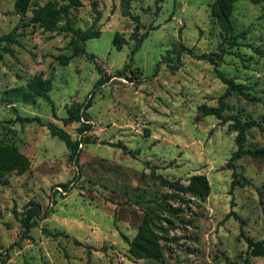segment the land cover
I'll return each instance as SVG.
<instances>
[{
	"label": "rangeland",
	"instance_id": "1",
	"mask_svg": "<svg viewBox=\"0 0 264 264\" xmlns=\"http://www.w3.org/2000/svg\"><path fill=\"white\" fill-rule=\"evenodd\" d=\"M214 1L133 0L137 35L147 37L131 57L135 23L121 14L119 0H81L71 19L75 29L100 31L85 43L94 60L81 55L61 66L56 58L70 55L71 35L24 27L31 13L22 18L16 0H0V36L15 29L22 35L19 45L9 46L10 54L0 52V143L14 145L30 161L25 173L0 181V264H264V255L248 256L241 237L264 240V160L236 161V172L252 185L231 189L228 162L236 134L228 133L229 123L201 110L216 107L225 93L221 72L248 95L229 96L224 115L264 117V2L235 4L232 34L244 38L229 39L222 53L221 30L211 17ZM97 12L101 18L94 24ZM116 34L124 42L121 50L113 45ZM211 53L222 55L215 65L199 59ZM129 63L140 74L132 82L129 72L117 73ZM36 76L51 81L53 109L43 99L32 105L2 101L5 91ZM100 77L109 80L96 89ZM86 101L91 130L80 135L81 123L65 126L61 119L67 107ZM18 117H38L73 140L87 139L78 165L46 126L20 124ZM245 147H264V128L249 130ZM194 175L206 176L207 198L186 196L188 204L164 198L171 191L158 176L186 185ZM30 201L44 217L26 232L21 220ZM151 216L163 238L162 255L135 259L128 243Z\"/></svg>",
	"mask_w": 264,
	"mask_h": 264
},
{
	"label": "trees",
	"instance_id": "2",
	"mask_svg": "<svg viewBox=\"0 0 264 264\" xmlns=\"http://www.w3.org/2000/svg\"><path fill=\"white\" fill-rule=\"evenodd\" d=\"M239 0H215L211 6V17L215 20L216 24L221 30L222 42L220 44L221 52L224 53V45L227 44L229 39L244 38V34L233 35L232 14L235 4ZM253 5L260 4L264 0H246ZM133 0H119V6L121 14L124 17H129L135 23V29L132 37L135 41V46L131 50V57L140 49L143 41L146 39V34H142L138 37L140 29V22L138 16H133L131 13V5ZM81 0H48L43 5H32L31 0H16L15 10L25 18L28 13H31L30 18L22 22L24 27L37 26L45 33H51L60 35L62 33H68L71 35V39L67 45V49L70 50V55H60L56 59L61 66L69 65L70 61L78 56L86 55L89 60H94L93 55H87L85 49V43L91 39L98 38L100 31L91 27L85 31L75 29L71 19L72 9L79 8L81 6ZM101 18V14L97 12V17L94 24H97ZM21 34L16 32V29L6 35L0 36V52L4 54H10L11 49L9 46L19 45L18 38ZM118 35L114 36L113 45L117 50H121L123 45ZM193 55L191 49L182 48ZM181 53V51L179 52ZM222 58L221 53L203 54L199 56V59L205 60L212 65H215L217 61ZM176 69L173 66L172 70ZM97 71L101 73V69L97 68ZM126 72L132 75L129 78L131 82L138 79L139 72L137 69H132L131 63L125 65L121 72H117L118 75L124 76ZM218 78L226 86L225 93L219 98L216 107H202L203 116H212L222 123L228 124V133H235L234 142L236 150L232 153L228 162V166L233 169V180L231 182V189L235 187L251 186L252 182L236 172L235 162L241 159L243 156H250L252 158H261L264 160V147L249 149L245 147L246 136L251 129L264 128V117L259 120L252 118L242 119L236 115H224L227 110L226 99L231 95H241L248 97L245 93L246 87L241 84H236L233 80L227 79L221 72H217ZM109 80V77H100L95 84V88L104 86ZM52 90L51 81L43 79L41 76H36L30 80L24 87L14 88L5 91L2 96V101L6 103H21L25 105L35 104L37 99H43L54 108V104L50 99V92ZM90 107V102L86 101L81 104H73L66 109V116L61 119L62 123L67 126L73 123H81L78 129L80 135H83L91 130V126L87 123V110ZM17 122L20 124L39 123L42 124L38 117H18ZM50 131L52 137L59 139L69 151V161L75 166L78 165V161L81 154L80 146L87 144V139L79 138L73 140L66 131L57 127L53 123L45 124ZM30 167V161L23 153H21L14 145L0 143V181L3 184L7 183L6 178L10 174L21 175L25 173ZM160 185L169 189L171 193L164 196L165 199L179 201L182 204H188L189 199L186 196H190L196 199H205L209 196L210 186L205 175H194L188 183L182 184L178 180L170 181L158 176ZM65 191L69 190V184H61ZM166 211L172 216L175 215V211L170 208H165ZM237 220L243 223V220L232 213ZM22 225L26 232L37 225V220L43 219L41 215V208L33 201L28 202L24 206V212L22 214ZM156 218L145 217L139 226L136 236L128 243V253L135 259H154L158 260L162 255V246L160 241L163 239L156 231L160 230L157 224H155ZM241 237L247 242V254L249 257H261L264 255V240L253 241L250 238L245 237L241 233ZM248 264V260L245 262Z\"/></svg>",
	"mask_w": 264,
	"mask_h": 264
}]
</instances>
